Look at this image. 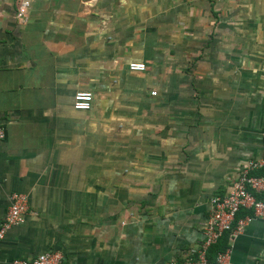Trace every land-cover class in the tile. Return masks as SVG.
Here are the masks:
<instances>
[{
  "label": "crops",
  "instance_id": "1",
  "mask_svg": "<svg viewBox=\"0 0 264 264\" xmlns=\"http://www.w3.org/2000/svg\"><path fill=\"white\" fill-rule=\"evenodd\" d=\"M18 1L0 0V222L12 192L28 211L0 264L181 261L208 200L262 155L264 0H48L25 24ZM227 247L264 264V221Z\"/></svg>",
  "mask_w": 264,
  "mask_h": 264
},
{
  "label": "built area",
  "instance_id": "2",
  "mask_svg": "<svg viewBox=\"0 0 264 264\" xmlns=\"http://www.w3.org/2000/svg\"><path fill=\"white\" fill-rule=\"evenodd\" d=\"M48 0H19L15 6V19L20 24L26 23L27 11L34 2ZM230 1V0H213ZM128 70L132 73H142L145 66L141 63H131ZM154 96L155 93H150ZM92 95L79 91L73 95L72 109L86 112L91 108ZM4 128L0 125V143L4 140ZM262 155L240 170L227 192L222 196H214L208 200L207 215L202 226V240L191 249L181 261L170 260L168 264H230V248L215 255L213 263L207 260L208 249L226 234L227 243H232L244 227L253 220L264 221V131ZM9 204L0 222V241L12 228L20 226L28 211L27 198L24 194L12 192L9 194ZM245 211L242 216L238 214ZM8 264H64L58 251H47L30 259H12Z\"/></svg>",
  "mask_w": 264,
  "mask_h": 264
},
{
  "label": "trees",
  "instance_id": "3",
  "mask_svg": "<svg viewBox=\"0 0 264 264\" xmlns=\"http://www.w3.org/2000/svg\"><path fill=\"white\" fill-rule=\"evenodd\" d=\"M261 175H264V173H262ZM242 215V214H241ZM240 214L237 215V217L241 216ZM227 247V236L226 234H224L215 245L211 246L208 249L207 252V260L211 263H213L215 255L218 252H222L223 250H225Z\"/></svg>",
  "mask_w": 264,
  "mask_h": 264
}]
</instances>
